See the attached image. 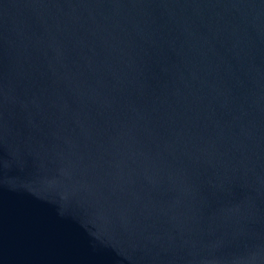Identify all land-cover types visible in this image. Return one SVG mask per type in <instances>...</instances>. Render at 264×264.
<instances>
[{
	"label": "water",
	"instance_id": "1",
	"mask_svg": "<svg viewBox=\"0 0 264 264\" xmlns=\"http://www.w3.org/2000/svg\"><path fill=\"white\" fill-rule=\"evenodd\" d=\"M0 264H264V0H0Z\"/></svg>",
	"mask_w": 264,
	"mask_h": 264
}]
</instances>
